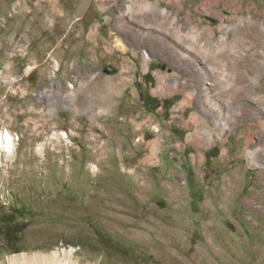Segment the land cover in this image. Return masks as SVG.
Listing matches in <instances>:
<instances>
[{
	"label": "rangeland",
	"instance_id": "rangeland-1",
	"mask_svg": "<svg viewBox=\"0 0 264 264\" xmlns=\"http://www.w3.org/2000/svg\"><path fill=\"white\" fill-rule=\"evenodd\" d=\"M6 130L0 264H264V0H0Z\"/></svg>",
	"mask_w": 264,
	"mask_h": 264
},
{
	"label": "bare ground",
	"instance_id": "bare-ground-1",
	"mask_svg": "<svg viewBox=\"0 0 264 264\" xmlns=\"http://www.w3.org/2000/svg\"><path fill=\"white\" fill-rule=\"evenodd\" d=\"M57 1V0H56ZM145 5H148V3H145ZM143 8H145V10L141 11L139 10L141 13L142 12H149L152 11V9H150V6H143ZM23 13V12H22ZM31 14L34 15V11L28 13L27 15L30 16ZM128 13H121L120 17H126ZM151 14V13H150ZM153 15V14H152ZM21 16V15H20ZM67 17V16H66ZM35 19V18H34ZM63 19V18H62ZM61 19V20H62ZM57 20V19H56ZM32 21V20H31ZM53 22V21H52ZM31 23V22H30ZM28 25H30L28 23ZM56 25V24H55ZM58 26V24H57ZM56 26V28H57ZM30 27V26H29ZM52 27V26H51ZM55 29V28H54ZM30 30V29H29ZM28 30V31H29ZM26 31V30H25ZM35 33V32H34ZM27 36V35H26ZM36 36V35H35ZM28 38V37H27ZM40 38V37H39ZM35 39V38H34ZM45 41V40H44ZM42 43V42H41ZM48 43V42H47ZM45 45V44H44ZM48 45V44H47ZM49 48V47H48ZM205 56V55H204ZM206 65V64H205ZM256 69H252L250 70L251 73L255 72ZM212 71V70H211ZM210 70L208 71V69L206 68L204 71V74L206 75V77L208 78L207 80H210V76L212 75V72ZM214 72V71H213ZM207 85L211 86V88L213 89L214 84L212 82L207 83ZM102 86V85H101ZM105 88V87H104ZM211 88H204L203 90L206 91L209 94H212V96H217L219 93L213 91ZM103 89V88H102ZM102 91V90H101ZM100 91V92H101ZM104 91V90H103ZM107 94V93H106ZM108 98V97H107ZM49 103V102H48ZM51 104V102H50ZM49 104V105H50ZM215 108H217V105L214 106ZM213 107V108H214ZM222 107V106H221ZM220 109V108H219ZM217 109L216 111H219V122H216V129L219 131V135L222 136V134H225L226 131L230 130V120L228 119V115L223 113L222 109ZM227 110V109H226ZM221 111V112H220ZM7 131V130H6ZM209 142L211 141V138H209ZM17 141V140H16ZM16 143H14V139L13 136L11 134V132L7 131L5 133L1 132L0 133V152H7L8 154L13 153L14 149V145ZM256 151V150H255ZM1 152V153H2ZM257 160V159H256ZM250 161L257 165V162H254L253 158H250ZM260 166V165H259ZM74 253L72 251H70L69 253H67V256L69 258V260L66 261H62L59 259L57 254L52 255L51 257H47V256H42V255H38V256H27L24 255L22 257H14L10 260L9 264H77L75 262H73V255ZM50 256V255H49Z\"/></svg>",
	"mask_w": 264,
	"mask_h": 264
}]
</instances>
